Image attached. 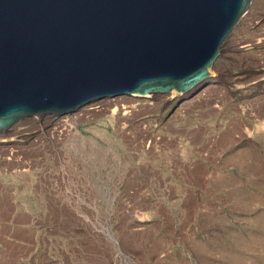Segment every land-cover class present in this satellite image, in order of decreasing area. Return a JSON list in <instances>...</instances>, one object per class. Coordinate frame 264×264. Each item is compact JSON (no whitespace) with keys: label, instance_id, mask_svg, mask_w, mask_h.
I'll return each instance as SVG.
<instances>
[{"label":"rangeland","instance_id":"rangeland-1","mask_svg":"<svg viewBox=\"0 0 264 264\" xmlns=\"http://www.w3.org/2000/svg\"><path fill=\"white\" fill-rule=\"evenodd\" d=\"M219 49L197 96L0 132V264H264V0Z\"/></svg>","mask_w":264,"mask_h":264},{"label":"water","instance_id":"water-1","mask_svg":"<svg viewBox=\"0 0 264 264\" xmlns=\"http://www.w3.org/2000/svg\"><path fill=\"white\" fill-rule=\"evenodd\" d=\"M251 0H0V132L94 102L180 97Z\"/></svg>","mask_w":264,"mask_h":264},{"label":"bare ground","instance_id":"bare-ground-1","mask_svg":"<svg viewBox=\"0 0 264 264\" xmlns=\"http://www.w3.org/2000/svg\"><path fill=\"white\" fill-rule=\"evenodd\" d=\"M252 1V0H251ZM250 5H251V2H250ZM248 9H249V7H248ZM248 9H247V11H248ZM245 14H247V12L245 13ZM244 14V15H245ZM219 57V56H218ZM218 59V58H217ZM216 61V60H215ZM215 63V62H214ZM214 65V64H213ZM213 69V68H212ZM213 73H214V70H212V75L210 76V78H212L213 77ZM210 78H208L207 80H205V81H203V82H201V83H199V84H197V85H195L193 88H191L189 91H187L186 93H184L183 95H181L180 97H178V98H181V99H186V98H190V97H193V96H197L198 94H200L202 91V88L203 87H205L204 86V83L205 82H207ZM149 96H151V95H148L147 97H149ZM124 97V96H123ZM146 97V98H147ZM133 98H138V97H133ZM127 108H129V109H131V110H133L134 109V107H127ZM112 113H114L115 112V109H112V111H111ZM14 125H16V124H14ZM13 125V126H14ZM13 126H11L8 130H10ZM264 127V126H263ZM71 130H72V128H68L67 127V124H65V137L67 136V134H70V133H73V131L71 132ZM61 133V132H60Z\"/></svg>","mask_w":264,"mask_h":264}]
</instances>
